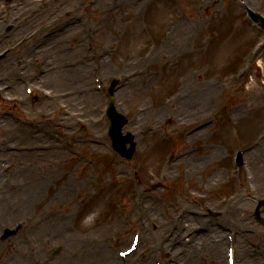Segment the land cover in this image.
I'll return each instance as SVG.
<instances>
[{"label":"rangeland","instance_id":"obj_1","mask_svg":"<svg viewBox=\"0 0 264 264\" xmlns=\"http://www.w3.org/2000/svg\"><path fill=\"white\" fill-rule=\"evenodd\" d=\"M0 1L1 8L11 14L10 23L15 25L10 42H18L38 24L46 26L39 36L32 37L22 49L0 62V86H9L3 96H7L6 100L12 95L24 100L22 109H7L5 104L0 108V148L52 142L49 140L54 138L51 133L45 136L42 130L25 128L14 122L19 121V116L33 119L44 128L60 117L70 123L57 124L60 125L57 128L60 140L67 142L69 138L75 148L82 149V155H88V158L79 160L67 151L65 145L63 148L66 151L47 150L41 154L11 155L14 152H0V204L3 210L16 214L12 220L0 221V232L17 224L21 228L17 235L0 245V264H32L33 261L36 264H55L61 254H65V264H154L161 259H168L170 262L167 264H188L191 250L197 251L195 264H214V260L201 262L200 255L212 258L205 249H196L201 244H208L210 231L198 235L196 246L179 248V245H173L171 250L166 248L164 234L172 222L175 209L181 207L188 209L186 213H200V221L195 223L194 218L190 220L191 227L200 224L209 229L213 225L218 230L222 225L235 228L239 239L236 264H245V255L240 254L246 250L250 253L258 250L251 264H264V231L256 228L252 218L254 206L250 203L251 198L239 192L237 198L229 200L230 195L236 192L234 190L243 186L235 189L233 184L237 180L231 182L230 188L222 185L225 177L231 175L230 155L234 148L231 144L246 146L264 134V58L250 63L253 61L249 60L248 48L252 44L256 46L260 39L258 31L253 29L254 32L247 25L243 15L245 5L264 16V0H244L243 4L238 0H144L138 5L131 2L133 0H52L49 4L47 0L48 5L35 13L28 25L21 20L24 12L33 10L36 2L40 4L42 0L15 1L6 7L3 0ZM176 1L183 4L187 16L172 27L174 30H170L168 27L179 20L173 10ZM197 3L212 6L196 8ZM145 10V17H138ZM66 11L73 16L64 15ZM43 18L51 21L52 25H48L47 21L42 23ZM101 18L103 22L99 24ZM1 32L3 36L7 33L4 25ZM165 32L170 36L168 42L160 39ZM60 40L63 42L58 44ZM86 41L92 43V48L83 47ZM151 43L157 44L153 52L148 47ZM43 48L47 52L48 49L64 52L58 60L61 72L48 61L53 54L41 60L40 49ZM21 50H24L22 57ZM30 50L33 55L38 51L39 56L34 61L30 59ZM155 53L157 55L152 59ZM243 53L247 55L244 59L241 58ZM248 66V74H253L251 79L248 75L244 81H231L236 71L240 73ZM80 68L87 72V75H80L81 81L77 78ZM38 70L40 74L37 75ZM189 74L190 85L185 89L181 78ZM196 74L197 79H193ZM22 77L32 79L22 80ZM96 77L104 84L114 77L120 79L115 106L128 118L123 131L132 132L137 139L136 154L130 162L107 154L99 147L104 139L100 133H105L108 125L101 118L107 98L96 90ZM46 78L55 81L49 82ZM57 78L63 82L60 84ZM235 81H238L236 86ZM26 87H30L32 92L35 87L39 88L42 92L37 94L40 100L27 98L31 94H27ZM178 87L184 90L182 95L188 100L198 98L204 87L205 93L199 98H203L207 106H193L182 115L171 118L177 105L165 107L164 100ZM135 88L142 90L129 94L125 92ZM59 93L61 97H58ZM47 94L52 97L46 98ZM212 108L217 117L214 124L196 136L185 137L182 131L179 132L178 121H187L192 117L206 121L211 117ZM229 113L233 115V121L228 119ZM48 115L49 118H46ZM138 131H142L141 135L136 134ZM165 133L171 134V139L163 138ZM55 140H58L57 137ZM262 140L253 153L249 151L245 157L250 168H253L251 160L254 157L258 169L260 159L264 160ZM209 146H212L214 159H208L210 157L203 154V149ZM195 147L198 150L192 157L201 158L196 162L198 167L194 166L188 173L184 158H178L170 163L171 179L162 186L154 185L161 179L162 172L169 170L166 167L161 169L168 155L176 156ZM56 160H59L58 163L52 164ZM94 162L99 170L92 167ZM133 168L139 171L135 181L140 185L134 184ZM244 168L247 169L246 166ZM240 174H244L243 170ZM111 178L114 180L111 181ZM252 182L259 193H264V182L260 183L255 178ZM220 184L222 186L217 187ZM210 185L213 186L212 191ZM183 186L207 198L195 204L187 197ZM94 190L97 192L94 193ZM131 191L132 197H128ZM26 192H34V196H38L34 203L31 202L32 205L36 203V212L33 206L29 208L30 204H27L25 214L11 195L15 193L17 197ZM241 204L246 205L245 210H239ZM206 206L217 212L219 217L207 214ZM94 213L90 225L82 227L81 221ZM262 213L264 217V210ZM186 216L182 224L187 221ZM44 220L58 224L57 230H49L43 235L47 247L41 243L42 240H28V236L35 234ZM159 220L167 222L163 229L154 225ZM139 229L142 234L137 251L126 261L119 262L118 251L128 247L132 235ZM221 231L225 240L226 233ZM243 234L250 237L246 242L241 239ZM24 243L34 245L36 249ZM225 247L222 243L217 252L221 264H224ZM176 253L179 254L175 258ZM53 254L55 261L46 262V257Z\"/></svg>","mask_w":264,"mask_h":264},{"label":"bare ground","instance_id":"obj_2","mask_svg":"<svg viewBox=\"0 0 264 264\" xmlns=\"http://www.w3.org/2000/svg\"><path fill=\"white\" fill-rule=\"evenodd\" d=\"M27 23H29V19L27 20ZM247 36H248V34H247ZM61 42H63L62 40H60L59 42H57L58 44H60ZM57 43L55 42V44L57 45ZM64 52L62 51V50H53V51H51L50 49H48V52L43 48V49H40V58H41V60H42V58H44V56L46 57V55H49V54H53V57H50L49 56V62L50 63H52L53 65H56L57 66V69H58V71H60L61 72V64H59V62H58V60H60L61 59V54H63ZM156 55H157V53H155V55L153 56V58L152 59H154L155 57H156ZM38 56H39V54L37 53V55H36V59L38 58ZM48 59V58H47ZM55 60V61H54ZM53 68H55V67H53ZM73 73V72H72ZM77 74V73H76ZM76 74H75V77H76ZM81 74H86L87 75V72H86V70H84L83 68H80L79 69V73H78V76H77V78H79V81H81V79H80V75ZM47 79V81H49V82H52V81H55L54 79H48V78H46ZM56 81H58L60 84H61V82H63L62 80H61V78L60 79H58L57 78V80ZM54 83V82H53ZM131 89H129V90H126L125 92H128V94L129 93H137V92H140L142 89H140V88H135L133 91H130ZM205 93V88L203 87V88H201V90H200V92H199V95L201 96V95H203ZM199 95H198V98H196V97H194L193 98V100H186V101H184L183 102V104H181V106H179V108L176 110V112H174V114L175 115H179L182 111H185L186 109L187 110H190L189 108H192L193 106H197V107H199V108H204L205 106H207L206 105V102H205V100L203 99V98H199ZM193 104H195V105H193ZM11 128V127H10ZM204 129V128H203ZM203 129H201V130H199V131H197L196 132V134L198 133H201L202 131H203ZM10 131V130H9ZM197 134V135H198ZM21 137H22V135H20ZM14 137V136H13ZM230 146V145H229ZM253 151V150H252ZM251 151V153H253ZM50 152H52V151H50ZM11 155H14V154H24V153H10ZM209 157L210 158H208V159H214V155H212L211 153L209 154ZM201 158L199 157V158H197V159H194L193 157H188V158H186V159H184V161H185V163L189 166L188 167V173H190V171H191V165H193V166H195V167H198V165H197V161H199ZM58 161L59 160H56V161H53L52 162V164H55V163H58ZM256 157H254L252 160H251V165H252V167L253 168H250V165H249V169H251L250 171H251V173H253V174H255L254 176V178H255V180L256 181H258V182H260V183H262L263 181H264V160H261L260 159V168L258 169L257 168V163H256ZM155 165V164H154ZM212 178V177H211ZM211 178H209V180H211ZM27 193V192H26ZM26 193H23L22 195L20 194V196H17V197H15L14 195H15V193H13V194H11L12 196H13V198H15V200L16 201H18L19 202V204H20V206H21V209H22V211L26 214V208H28L27 207V204H30V207L29 208H31L32 206H33V208H34V210H35V212L37 211V208H36V203H35V205H32V203L31 202H35V200L37 199V197L36 196H34V192H30L29 194L27 193V195H26ZM246 209V205H240L239 206V210L240 211H242V210H245ZM27 211H29V209L27 210ZM41 212V211H40ZM23 213V214H24ZM0 216L2 217V219L0 220V221H2V222H5V221H7V220H12L14 217H16V214L15 213H13V212H8V211H6V210H3L2 209V206H1V204H0ZM228 219H230V218H228ZM187 220H191L190 218H187ZM233 220V219H232ZM52 221V220H51ZM155 224V226H158V225H160V226H162V229L166 226V223H164V222H162L161 220H159L158 222H154ZM43 225L41 226H38L37 228H38V231H36V232H34L35 234H33V235H29L28 236V240H30V241H32V242H39V241H41V243H44L45 244V242H44V239H43V235H44V233H46L47 231H49V230H51V231H55V230H57L58 229V224L57 223H53V222H50L49 220H46V221H43V223H42ZM29 226H31L32 227V225L29 223L28 224ZM44 225H46L43 229H42V227L44 226ZM211 228H212V232H211V236H210V238H209V241H208V244H204V245H202V246H199V247H197L196 249H200V250H203V249H205V252H207L210 256H211V258L212 259H208L206 256H204V255H200L199 256V260L201 261V262H207L208 260H210V261H213L214 260V263L215 264H221V261L219 260V259H217V258H220V254H217V252H219L220 251V247H222V241H221V236H222V234L220 233V231H218V230H216V228L214 227V226H211ZM160 231V230H159ZM241 238L243 239V241L244 242H246L245 241V239H248V236H246V235H241ZM24 244H28V246L29 247H31L32 245L31 244H29V243H24ZM45 246L47 247V244H45ZM26 248H28V247H26ZM31 248H35L34 247V245L31 247ZM30 248V249H31ZM36 249V248H35ZM196 253H197V251H195V250H191L190 251V253L188 254V257H187V259H188V264H195V261L194 260H196V258H195V255H196ZM251 255V254H250ZM87 256H89V255H87ZM84 258V256L82 257V259ZM101 258H104V256H101ZM81 259V260H82ZM57 260V259H56ZM253 260V258H252V256H250V259L248 260L249 261V264H250V262ZM55 261V260H54ZM66 261H67V259L65 258V254H61V256H59V260L57 261V263H55V264H65L66 263ZM189 261H191L190 263H189ZM51 264H53V262L51 263Z\"/></svg>","mask_w":264,"mask_h":264},{"label":"clouds","instance_id":"obj_3","mask_svg":"<svg viewBox=\"0 0 264 264\" xmlns=\"http://www.w3.org/2000/svg\"><path fill=\"white\" fill-rule=\"evenodd\" d=\"M95 213L92 214L91 216L85 217L82 221H81V226L82 227H88L94 217Z\"/></svg>","mask_w":264,"mask_h":264}]
</instances>
